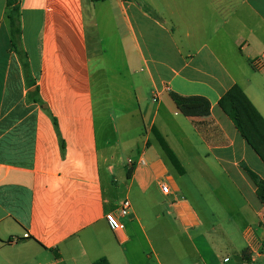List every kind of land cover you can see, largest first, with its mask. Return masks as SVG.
<instances>
[{"label":"crops","instance_id":"crops-1","mask_svg":"<svg viewBox=\"0 0 264 264\" xmlns=\"http://www.w3.org/2000/svg\"><path fill=\"white\" fill-rule=\"evenodd\" d=\"M87 2L90 22L86 0H18L28 73L12 45L11 8L0 0V264H173L166 234L183 228L207 241L214 229L207 197L224 215L216 222L224 243L213 240L224 264H264V205L248 174L264 181V163L219 106L239 86L264 118V0ZM133 74L143 81L136 95L148 127L119 200L113 108L130 94L114 89ZM174 94L204 98L211 111L184 116ZM154 129L184 174L171 168ZM191 199L200 200L206 223ZM125 200L126 228L114 232L106 215ZM177 245L211 264L194 238Z\"/></svg>","mask_w":264,"mask_h":264},{"label":"rangeland","instance_id":"rangeland-1","mask_svg":"<svg viewBox=\"0 0 264 264\" xmlns=\"http://www.w3.org/2000/svg\"><path fill=\"white\" fill-rule=\"evenodd\" d=\"M102 4L97 5L96 7V13H100L102 10L101 8ZM86 15L88 22L91 21V15H92V9L90 6V3L86 0ZM102 30L106 32V34L110 33V29L107 27V25H104L102 23ZM95 60V59H94ZM94 65V75L96 78V86H95V95H96V106L99 112L102 111L101 104H102V89H101V81L99 76V73L97 72V65L96 61L93 62ZM113 83H116L115 81H112ZM119 84V88L114 89V93L116 94L119 90L123 89L125 91H128V94L124 97L126 98L125 103L120 108H113V121L112 125L113 128V150L118 154V160L115 164L116 166V172H115V178L117 179L118 184H116L117 187V194L119 200H122L124 197V184L127 181V167H129V159H132L134 162H136L139 153L143 150V144L145 141V128L148 125H145L142 119V115L139 109V105L137 103V95L136 92L138 90V87L142 84L141 75L133 74L132 78L128 77V75H125L124 77H121L119 80H117ZM117 84V85H118ZM111 103V101H110ZM116 107V106H115ZM143 107V105H141ZM101 115V113H100ZM171 168L173 170H176V168L170 163ZM136 164V163H135ZM201 192L205 197L208 196L209 192L204 189V187H201ZM210 195V194H209ZM132 201L134 202L136 209L138 211H141L143 208L142 201L139 197L132 196ZM212 213L215 214V216H207V218L211 221L213 224L214 229L212 231L207 232V241L200 238L199 236L202 233L193 232L192 230L186 231L185 229H180L179 233H176V237H172L171 234H166V243L169 244L167 248L164 249V251L168 252L170 255V262H173V264H179V262L182 260V257H184V261L186 264H203L201 259L198 255L194 254L192 251H189V255L187 254L186 248H180L178 247V241L182 240H188L189 237L194 238L196 242L197 249L204 255V258L207 260V262L211 261V264H224V249L216 248L213 246L215 242L213 240H222L224 243V233L219 232V225L216 223L218 221L224 220V215L222 214V210L219 208L218 203H216L214 197H207L206 199ZM191 202L198 212L200 218L203 220L204 223H206V219L202 213V206L200 205V200L198 199H191ZM208 227V226H207ZM148 234L154 240L153 231L148 229ZM197 234V235H196ZM159 243V242H158ZM144 244V242H143ZM213 246V247H210ZM139 246V245H138ZM154 246H156V250L159 252V247L157 244V241H154ZM146 248L149 253L150 250L146 245L143 246V248ZM140 249H138L139 251ZM132 251H130L131 256ZM233 261L235 262V258H233ZM171 264V263H170Z\"/></svg>","mask_w":264,"mask_h":264},{"label":"trees","instance_id":"trees-1","mask_svg":"<svg viewBox=\"0 0 264 264\" xmlns=\"http://www.w3.org/2000/svg\"><path fill=\"white\" fill-rule=\"evenodd\" d=\"M11 8L9 15L10 31L12 45L18 57L22 61L26 72L29 73V62L26 53L20 49L21 42V9L18 0H6ZM94 2L105 0H93ZM179 111L184 116H205L211 111V104L208 100L201 97L185 98L179 95H173ZM220 108L230 117L238 129L240 135L249 146L256 152L264 163V118L248 99L244 91L239 87H233L219 102ZM162 151L166 155L167 160L176 168L179 174H184V169L175 155L169 148L165 139L154 129ZM64 149V144L62 143ZM131 171V170H130ZM251 180L257 187V195L264 205V181L255 173L248 171ZM262 252L264 253V240L262 242ZM95 264H110L107 259H100Z\"/></svg>","mask_w":264,"mask_h":264},{"label":"built area","instance_id":"built-area-1","mask_svg":"<svg viewBox=\"0 0 264 264\" xmlns=\"http://www.w3.org/2000/svg\"><path fill=\"white\" fill-rule=\"evenodd\" d=\"M134 165L133 161L129 160V166L132 167ZM140 165H146V162L144 160L141 161ZM161 190L165 195L170 194V187L166 183H161ZM132 206L129 200H125L121 203V205L118 207L116 214L115 212L109 213L106 215V221L114 232H122L125 230L126 226L121 221V219L126 218L130 215Z\"/></svg>","mask_w":264,"mask_h":264}]
</instances>
